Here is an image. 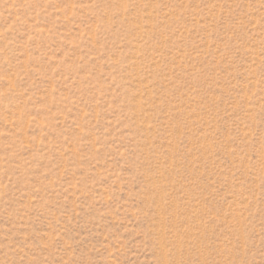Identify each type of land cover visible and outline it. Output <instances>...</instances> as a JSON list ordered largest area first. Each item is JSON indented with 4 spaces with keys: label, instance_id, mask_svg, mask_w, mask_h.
I'll list each match as a JSON object with an SVG mask.
<instances>
[{
    "label": "rangeland",
    "instance_id": "obj_1",
    "mask_svg": "<svg viewBox=\"0 0 264 264\" xmlns=\"http://www.w3.org/2000/svg\"><path fill=\"white\" fill-rule=\"evenodd\" d=\"M0 264H264V0H0Z\"/></svg>",
    "mask_w": 264,
    "mask_h": 264
}]
</instances>
